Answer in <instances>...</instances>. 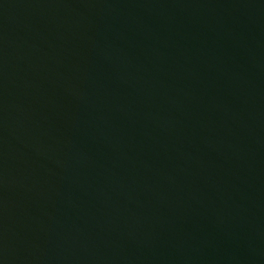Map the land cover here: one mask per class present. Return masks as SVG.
Returning a JSON list of instances; mask_svg holds the SVG:
<instances>
[{"label":"water","instance_id":"obj_1","mask_svg":"<svg viewBox=\"0 0 264 264\" xmlns=\"http://www.w3.org/2000/svg\"><path fill=\"white\" fill-rule=\"evenodd\" d=\"M0 264H264V0H0Z\"/></svg>","mask_w":264,"mask_h":264}]
</instances>
